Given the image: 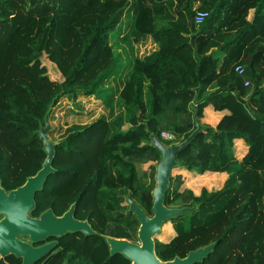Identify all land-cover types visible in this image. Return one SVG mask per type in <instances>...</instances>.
<instances>
[{
  "label": "trees",
  "instance_id": "trees-1",
  "mask_svg": "<svg viewBox=\"0 0 264 264\" xmlns=\"http://www.w3.org/2000/svg\"><path fill=\"white\" fill-rule=\"evenodd\" d=\"M148 40L156 48L134 56L130 71L119 76L113 44ZM45 60L58 77L48 75ZM112 81L117 86H109ZM79 97H97L109 116L71 125L55 142L54 172L35 192L33 215L75 203V217L87 219L98 235L69 234L68 240H82L79 249L96 263L130 264L120 253L108 259L105 237L137 241L139 221L127 197L152 215L151 163L160 152L151 136L167 146L183 141L195 129L194 115L201 119L210 104L227 113L215 126L202 123L176 160L187 171L228 176L220 188L203 187L199 194L181 174L170 177L164 204L194 209L164 223L174 234L155 239L156 255L182 258L213 244L193 264H264V0H0L4 189L41 168L46 153L38 131L46 113L63 98ZM163 131L175 140L163 139ZM237 140L246 145L241 159ZM145 164L149 180L142 181Z\"/></svg>",
  "mask_w": 264,
  "mask_h": 264
},
{
  "label": "water",
  "instance_id": "water-1",
  "mask_svg": "<svg viewBox=\"0 0 264 264\" xmlns=\"http://www.w3.org/2000/svg\"><path fill=\"white\" fill-rule=\"evenodd\" d=\"M48 114L49 111L45 115V125L41 126L38 131L46 153L41 168L34 175L29 176L22 185L8 192L0 182V214L4 215L0 219V254L13 253L25 257V261L29 259V256L37 255L44 248L32 249L27 243L18 240L17 235H28L33 241H37L44 239L47 235H59L64 231H82L87 235L93 233L87 221L73 218L75 203L71 204L59 218L54 217L51 210H46L39 218H32L30 215V211L34 208L35 192L42 188L46 177L54 172L51 162L54 157L55 143L46 134L49 128ZM194 117L195 129L179 143L167 146L156 136H151V144L160 152V159L155 164L152 215L148 216L137 203L127 197L128 211L134 212L139 221L138 241L132 242L125 238L106 236L111 255L120 253L130 261V264H193L207 256L211 250L213 244L190 251L185 257L175 256L170 260H161L155 252L154 236L161 231L162 224L171 217L191 212L194 209V207H167L164 204V194L169 186L172 170L179 164L176 160V153L202 129L199 118L196 114ZM0 264H4L2 260Z\"/></svg>",
  "mask_w": 264,
  "mask_h": 264
},
{
  "label": "rangeland",
  "instance_id": "rangeland-1",
  "mask_svg": "<svg viewBox=\"0 0 264 264\" xmlns=\"http://www.w3.org/2000/svg\"><path fill=\"white\" fill-rule=\"evenodd\" d=\"M253 12H250L249 19H251ZM128 22L123 23V28L125 29ZM114 53L116 55V67L115 71H119V76L122 75L129 69L130 71V63L133 58L134 50L129 45H114ZM45 65L48 69V75L51 78H56L59 76V73L55 66L50 63L48 60L44 61ZM122 72V73H121ZM116 81V80H115ZM113 82V86H117V84ZM98 101H95L92 97H79L77 100L72 101L71 99H62L55 107L50 109L48 114L49 128L46 132L48 138L55 143L61 136L64 134L67 127L71 125L84 124L92 121L93 119L98 118L99 116L105 115L107 112L101 110V108L97 105ZM106 112V113H105ZM105 113V114H104ZM151 164H156L152 162ZM149 165H142L144 169L139 173V177L142 181L149 180L146 176H144L143 172H149ZM226 174H207V175H186V180H183V183H187L191 187H195L197 190H201V188L205 187L208 190L221 186V182H223V178L225 179L228 176ZM177 174V171L174 169L172 171V175ZM222 179V180H221ZM224 179V180H225ZM224 183V182H223ZM126 204V202H125ZM165 229V231H164ZM173 230L170 222L165 225L162 224L161 231L154 236V239H158L160 241H168L170 237L174 234L170 232ZM174 232V231H173ZM138 241V239H137ZM136 241V242H137Z\"/></svg>",
  "mask_w": 264,
  "mask_h": 264
},
{
  "label": "flooded vegetation",
  "instance_id": "flooded-vegetation-1",
  "mask_svg": "<svg viewBox=\"0 0 264 264\" xmlns=\"http://www.w3.org/2000/svg\"><path fill=\"white\" fill-rule=\"evenodd\" d=\"M15 189V188H14ZM12 190V189H11ZM6 192L10 190H6ZM69 209V208H68ZM64 210L62 212H56L52 210V208H46L37 215H33L30 211V215L32 218H39L41 214H43L46 210H51L54 217H62L63 214L68 210ZM4 217L3 213L0 214V219ZM73 218L79 221H87V219H78L75 217L73 213ZM90 225V224H89ZM91 228V226H90ZM93 231V229L91 228ZM97 234V232L93 231V234ZM69 234H76L74 239H82L85 237V233L82 231H64L61 234H50L47 235L44 239H40L37 241H33L28 235H17L16 238L22 242L27 243L32 249L44 248L37 255L29 256L28 260L25 261V257L17 256L13 253L8 254H0V260L4 264H99L96 263L92 255L85 249L78 247V243H81L82 240H77V243H71L68 238ZM136 242V241H135ZM107 243V241H106ZM108 245V243H107ZM108 259L112 256L110 254V248L108 245Z\"/></svg>",
  "mask_w": 264,
  "mask_h": 264
},
{
  "label": "crops",
  "instance_id": "crops-1",
  "mask_svg": "<svg viewBox=\"0 0 264 264\" xmlns=\"http://www.w3.org/2000/svg\"><path fill=\"white\" fill-rule=\"evenodd\" d=\"M124 46V45H123ZM131 48L134 50V54H133V58L134 56H140L142 54H144V52L146 50H154L156 48V45L155 43H153L152 41L148 40L146 41L145 43H141V44H138V45H135L133 44L131 46ZM129 72V69L126 71V73ZM113 83H110L109 86H112ZM95 99V101H98L97 105L101 108V110L103 111V105L101 103V101L99 99H97V97H92ZM119 99L117 98V95H115L114 99H113V111L116 113L119 111ZM104 111H106L104 114L109 116V108H104ZM227 113L226 111H216L212 108V106L210 104H208L205 108H204V111H203V117L201 119H199L201 125L202 123H205V124H208L210 126H215L219 119L222 117L223 114ZM235 150H236V156L238 159H241L242 156L245 154L246 152V145L245 143L242 141V140H237L235 142ZM142 169L143 166H142ZM176 171H177V174H181L183 179L186 180V175L188 174H191V175H207V174H226L225 172H206L204 174H197L195 172H191V171H187L185 169H182V168H174ZM173 169V170H174ZM172 170V171H173ZM227 175V174H226ZM225 177L223 178V182L225 181L224 180ZM223 182H221V186L223 185ZM187 188H190L195 194H199L200 190H197L195 187H191L189 186L187 183L184 184ZM221 186L219 187H216V188H220Z\"/></svg>",
  "mask_w": 264,
  "mask_h": 264
},
{
  "label": "built area",
  "instance_id": "built-area-1",
  "mask_svg": "<svg viewBox=\"0 0 264 264\" xmlns=\"http://www.w3.org/2000/svg\"><path fill=\"white\" fill-rule=\"evenodd\" d=\"M203 20V15L202 14H198L196 17V24H200ZM239 73H241V68L238 69ZM161 137L165 140H169V141H174L175 140V136L169 132H161Z\"/></svg>",
  "mask_w": 264,
  "mask_h": 264
},
{
  "label": "bare ground",
  "instance_id": "bare-ground-1",
  "mask_svg": "<svg viewBox=\"0 0 264 264\" xmlns=\"http://www.w3.org/2000/svg\"><path fill=\"white\" fill-rule=\"evenodd\" d=\"M165 223V222H164Z\"/></svg>",
  "mask_w": 264,
  "mask_h": 264
}]
</instances>
